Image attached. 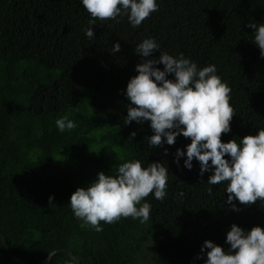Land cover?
Segmentation results:
<instances>
[{
  "label": "trees",
  "instance_id": "16d2710c",
  "mask_svg": "<svg viewBox=\"0 0 264 264\" xmlns=\"http://www.w3.org/2000/svg\"><path fill=\"white\" fill-rule=\"evenodd\" d=\"M158 4L138 28L126 16L119 23L96 20L95 38L88 39L90 14L80 0H0V232L8 245L0 239V264H20L10 252L41 264L52 251L47 264H76L62 250L80 264H204L206 256L196 257L205 240L227 250L232 224L264 227V201L234 200L240 209L234 211L225 203L227 182L209 185L211 172L201 177L195 159L191 170L183 157L177 166L175 152L190 138L150 149L149 121L123 123L130 104L124 92L141 62L133 49L151 37L161 51L183 53L200 68L216 65L235 111L222 142L264 129V58L247 27L264 23V0ZM115 43L121 51L113 55ZM64 116L77 123L71 132L56 127ZM135 159L142 167L164 163L169 173L166 198H145L148 222L122 217L101 222L100 232L82 226L68 204L71 194Z\"/></svg>",
  "mask_w": 264,
  "mask_h": 264
},
{
  "label": "clouds",
  "instance_id": "9594fccd",
  "mask_svg": "<svg viewBox=\"0 0 264 264\" xmlns=\"http://www.w3.org/2000/svg\"><path fill=\"white\" fill-rule=\"evenodd\" d=\"M80 3L90 14L89 27L84 30L88 39L95 38L92 26L96 20L119 23L117 18L126 16L130 26L138 28L159 9L158 0H80ZM247 27L255 30L252 42L264 58V23L253 22ZM120 51L119 43L112 45L113 55ZM133 51L141 62L135 66L137 75L129 79L124 92L130 104L123 123L149 121L153 135L146 139L150 149L173 145L179 135L190 138L184 150L177 148L174 162L179 166L183 157V166L191 170L195 159L201 177L211 172L209 185L227 182L225 203L232 210L240 211L234 200L244 206L264 201V129L239 141H221V134L231 130L235 111L230 104L232 90L217 74L216 65L200 68L183 53L171 55L161 51L160 44L151 37L136 44ZM155 52L160 53L158 57H153ZM157 65H163V70ZM55 124L60 133L77 127L68 116L57 119ZM135 135L131 133L132 137ZM167 151L165 148V155ZM168 178L164 163L152 162L142 167L140 160H129L119 164L114 175L99 172L87 187L77 188L71 194L68 204L74 217L83 222L82 226L96 232L103 230L101 222L113 224L122 217L139 219L143 224L148 222L151 212V204L145 198L152 194L154 199L163 201ZM52 200L49 196V205ZM225 243L230 245L227 250L205 240L196 259L206 256L204 264H264V227L244 230L232 224Z\"/></svg>",
  "mask_w": 264,
  "mask_h": 264
},
{
  "label": "water",
  "instance_id": "95a60500",
  "mask_svg": "<svg viewBox=\"0 0 264 264\" xmlns=\"http://www.w3.org/2000/svg\"><path fill=\"white\" fill-rule=\"evenodd\" d=\"M0 239L2 241V243L4 244L5 248L8 249V245H7V241H6V238L5 236L3 235V233L0 232ZM63 252L67 253L68 256H70L75 262L76 264H80L79 263V260L78 258L75 256V254H73V252L71 251H66V250H62ZM55 251H52L50 252L46 257L45 259L42 261L41 264H47L50 259H51V256L52 254L54 253ZM10 255L15 258L20 264H27L26 262H24L23 260H21L20 258L16 257L13 253L10 252Z\"/></svg>",
  "mask_w": 264,
  "mask_h": 264
},
{
  "label": "rangeland",
  "instance_id": "374dc122",
  "mask_svg": "<svg viewBox=\"0 0 264 264\" xmlns=\"http://www.w3.org/2000/svg\"><path fill=\"white\" fill-rule=\"evenodd\" d=\"M149 247L151 248V244H149Z\"/></svg>",
  "mask_w": 264,
  "mask_h": 264
}]
</instances>
